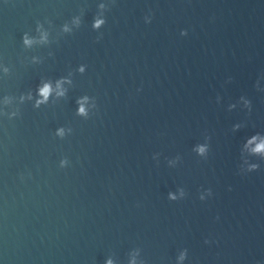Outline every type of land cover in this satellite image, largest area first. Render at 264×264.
<instances>
[{
  "label": "water",
  "instance_id": "1",
  "mask_svg": "<svg viewBox=\"0 0 264 264\" xmlns=\"http://www.w3.org/2000/svg\"><path fill=\"white\" fill-rule=\"evenodd\" d=\"M262 143L264 0H0V264H264Z\"/></svg>",
  "mask_w": 264,
  "mask_h": 264
},
{
  "label": "clouds",
  "instance_id": "2",
  "mask_svg": "<svg viewBox=\"0 0 264 264\" xmlns=\"http://www.w3.org/2000/svg\"><path fill=\"white\" fill-rule=\"evenodd\" d=\"M99 23H100V21H97V22H96V25H94V26H98ZM25 43H26V44H30L31 41H30L27 37H25ZM50 91H51L50 84H47V83L44 84V86H43L42 88H40V93H41V95L43 96L44 100H47V97H48ZM60 94H62V93H60ZM40 102H41V101H37L38 104H39ZM80 112H81V113L84 112V109H83L82 106H81V108H80ZM254 139H255V137H253V140H254ZM249 143H251V141H249ZM261 149H264V143H262V144H260V145H257V148L255 149V151H260Z\"/></svg>",
  "mask_w": 264,
  "mask_h": 264
}]
</instances>
